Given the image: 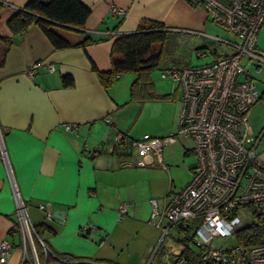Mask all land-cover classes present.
Listing matches in <instances>:
<instances>
[{"label":"crops","instance_id":"1","mask_svg":"<svg viewBox=\"0 0 264 264\" xmlns=\"http://www.w3.org/2000/svg\"><path fill=\"white\" fill-rule=\"evenodd\" d=\"M28 1L0 0V36L12 37L0 66V241L6 239L12 247L0 264H32L34 257L40 264H61L55 255L109 264H167L160 260L165 252L164 243L158 246L162 232L149 220L150 199L162 211L172 192L159 182L166 170L162 150L185 148L190 142L184 154L193 155L192 142L179 137L162 144L158 162L155 152L119 154L113 135L119 130L132 137L134 122L148 107L163 117L143 134L162 137L174 131L182 89L179 84L156 89L149 74V87L137 85L132 93V72L119 75L106 87L92 65L109 70L117 34L159 22L168 31L208 36L210 16L187 0H80L90 8L84 28L94 41L85 48L56 49L37 25L21 35L13 36L9 30L7 20ZM113 6L125 13H113ZM65 74L72 76V85L62 84ZM255 105L249 123L254 135L261 134L258 152L264 159V146L259 149L264 121L256 116ZM66 124H73V129ZM193 167L173 191L190 180ZM14 192L27 205L33 226H48L42 237L36 232L24 238ZM55 209L64 210L62 223L52 217ZM178 230H170L168 243L178 241Z\"/></svg>","mask_w":264,"mask_h":264},{"label":"built area","instance_id":"2","mask_svg":"<svg viewBox=\"0 0 264 264\" xmlns=\"http://www.w3.org/2000/svg\"><path fill=\"white\" fill-rule=\"evenodd\" d=\"M187 1L202 6L226 30L230 38L208 35L225 46L226 51L205 63L179 67L172 64L161 70V77L177 81L182 89L174 131L162 137L143 134L133 138L117 130L113 145L119 151L130 148L131 153L143 155L155 152L161 162L162 144L179 137L192 142L196 162L190 180L168 195L162 211L156 200L150 199L149 220L160 228L158 246L164 243L165 248L160 260L186 264L188 251L195 249L196 259L202 264H264V232L252 245L211 246L213 237L235 235L256 218L264 226V159L258 152L261 134L254 135L249 123L251 108L260 92L248 71L250 65L264 64V49L256 45L257 32L264 24V0ZM111 11L125 13L124 8L117 6L111 7ZM48 70H52V65H48ZM73 127L66 124L67 129ZM14 199L18 227L25 239L30 238L36 230L27 205L17 192ZM120 209L124 212L125 205ZM47 216L51 218L50 213ZM173 227L179 229L178 241L171 244L168 242ZM11 247L10 241H0L1 262L6 260ZM61 262L109 264L92 259ZM31 263L40 264L36 257Z\"/></svg>","mask_w":264,"mask_h":264},{"label":"trees","instance_id":"3","mask_svg":"<svg viewBox=\"0 0 264 264\" xmlns=\"http://www.w3.org/2000/svg\"><path fill=\"white\" fill-rule=\"evenodd\" d=\"M89 14L90 8L80 0H29L23 8L18 9L10 16L7 26L14 36L21 35L31 25H37L56 49L71 46L85 48L94 41L84 28ZM167 32L169 31L164 29L161 23L149 22L147 25L139 27L135 32L117 34L111 45L109 70L99 71L92 65L101 83L107 87L119 75L132 72L135 74L132 93L135 92L137 85L149 87L150 72L154 68L162 66ZM11 43L12 37L0 36V66L4 64ZM61 78L63 85L73 84L71 75L65 74ZM115 150L119 154H131L128 150L119 151L117 148ZM45 229H48L47 225L35 226L40 237ZM262 232H264V226L260 219L256 218L255 222L236 232L237 243L245 246L255 244L260 240ZM55 257L60 261L72 259L68 255H55ZM186 264L202 263L196 259L193 251L189 250Z\"/></svg>","mask_w":264,"mask_h":264},{"label":"rangeland","instance_id":"4","mask_svg":"<svg viewBox=\"0 0 264 264\" xmlns=\"http://www.w3.org/2000/svg\"><path fill=\"white\" fill-rule=\"evenodd\" d=\"M205 34L211 36H220L223 38H230L226 30L215 23L211 18L207 22L205 28ZM256 45L264 49V24L261 25L257 32ZM197 51L201 54L197 55ZM226 51L225 46L216 42L208 36H201L199 34H188L183 32L169 31L166 34L164 42V55L160 67L154 68L150 74L155 88L160 86L163 89H172L178 84L177 81L172 79H164L160 77L162 67L168 65H191L201 64L211 61L213 58L218 57L220 54ZM249 74L253 76V82L258 88V92L264 93V64L260 66L250 65L248 67ZM157 89V88H156ZM257 103V104H256ZM254 105L257 106L255 114L262 121H264V95ZM253 113L250 116L249 122H253ZM168 112H166V116ZM162 116H158V110L154 107H148V109L142 113L133 124L132 137L141 138L144 131L151 126H157L160 123ZM177 122V119H176ZM264 124V122H262ZM176 128V124H175ZM148 134V133H147ZM152 136L151 134H149ZM191 146L190 142H186V147ZM264 146V139H262L259 149ZM185 148L175 145L172 150L164 148L161 152L164 156V164L166 165L165 174L159 175L161 178L159 182L166 186L168 190H175L174 188L178 184L184 183L187 180V176L190 173V168L195 165V159L191 153L184 154ZM136 153V152H134ZM165 156H170L171 159H167ZM237 243L236 236H215L211 241L213 248L230 247ZM164 264V263H159Z\"/></svg>","mask_w":264,"mask_h":264},{"label":"water","instance_id":"5","mask_svg":"<svg viewBox=\"0 0 264 264\" xmlns=\"http://www.w3.org/2000/svg\"><path fill=\"white\" fill-rule=\"evenodd\" d=\"M52 217L56 219L58 222L62 223L64 217V210L62 209L53 210Z\"/></svg>","mask_w":264,"mask_h":264}]
</instances>
